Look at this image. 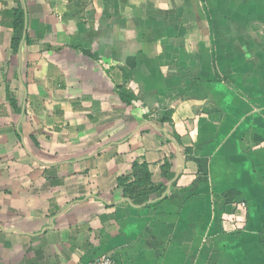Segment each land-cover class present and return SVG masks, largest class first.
Returning <instances> with one entry per match:
<instances>
[{
  "label": "crops",
  "instance_id": "1",
  "mask_svg": "<svg viewBox=\"0 0 264 264\" xmlns=\"http://www.w3.org/2000/svg\"><path fill=\"white\" fill-rule=\"evenodd\" d=\"M19 6L17 53L0 16V264H264V0L0 14ZM136 162L166 189L142 206L118 186Z\"/></svg>",
  "mask_w": 264,
  "mask_h": 264
},
{
  "label": "trees",
  "instance_id": "2",
  "mask_svg": "<svg viewBox=\"0 0 264 264\" xmlns=\"http://www.w3.org/2000/svg\"><path fill=\"white\" fill-rule=\"evenodd\" d=\"M3 21L13 30L12 49L17 53L25 34V11L22 7H18L12 11H4L0 14ZM29 43V42H28ZM119 95L123 102L131 103L134 97L129 94L124 88L119 89ZM8 99L12 106L17 108V103L14 95L8 91ZM164 120L169 121L168 118ZM176 141L181 144L180 137L174 133ZM187 156L192 154V150H185ZM172 165L166 163L163 166L164 177L168 180H173L174 175L170 173ZM118 186L123 190L125 196L129 198L135 205L142 206L147 204L152 196L161 198L166 191L163 186H156L152 183V174L149 166L146 163H134L133 171L128 176H123L118 179Z\"/></svg>",
  "mask_w": 264,
  "mask_h": 264
},
{
  "label": "built area",
  "instance_id": "3",
  "mask_svg": "<svg viewBox=\"0 0 264 264\" xmlns=\"http://www.w3.org/2000/svg\"><path fill=\"white\" fill-rule=\"evenodd\" d=\"M89 264H123L112 257H103L95 261L90 262Z\"/></svg>",
  "mask_w": 264,
  "mask_h": 264
}]
</instances>
